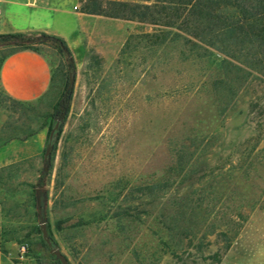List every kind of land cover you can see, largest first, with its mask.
Returning a JSON list of instances; mask_svg holds the SVG:
<instances>
[{
    "label": "rangeland",
    "instance_id": "obj_1",
    "mask_svg": "<svg viewBox=\"0 0 264 264\" xmlns=\"http://www.w3.org/2000/svg\"><path fill=\"white\" fill-rule=\"evenodd\" d=\"M85 17L69 54L38 45L59 76L76 71L73 98L42 180L48 142L2 153L0 246L55 264L43 217L71 264H264V73L212 46L199 58L176 27ZM58 97L19 104L0 88L2 149L48 132Z\"/></svg>",
    "mask_w": 264,
    "mask_h": 264
},
{
    "label": "trees",
    "instance_id": "obj_2",
    "mask_svg": "<svg viewBox=\"0 0 264 264\" xmlns=\"http://www.w3.org/2000/svg\"><path fill=\"white\" fill-rule=\"evenodd\" d=\"M83 1L82 11L86 13L150 22L169 28L176 27L183 33L196 38L195 41H193L192 38L182 36L185 38V42H192L194 45L205 49V52L199 55V58L201 59L207 55L208 47L212 46L222 49L230 56L235 57L246 65L256 68L264 73V0ZM46 44H57L62 52H65L64 48L69 50L66 40L56 35L47 33L28 34L23 32L0 34V45L10 48V51L1 57L0 68L2 62L8 55L20 50H31L44 55L38 45ZM62 45H64V48ZM69 60V66L73 68L74 62L71 58ZM50 65L53 71V84L51 90L43 97L53 92L58 93L59 97L55 111L50 116L51 123L47 132V142H49V134L56 123V116L59 115H61L62 118L59 132L60 134L62 133L64 126L63 118L69 113L74 92V86L68 90L70 84L68 74L60 73L61 76H59L53 65L51 63ZM8 98L14 103H30V101H18L9 95ZM43 128H41L40 131H42ZM40 131H36L30 136ZM28 137L29 136L25 137V139ZM52 144L54 156L58 141L54 140ZM44 176H46V173L41 175L40 180H42ZM169 183L170 181L166 180L164 185H161V182H158L157 184H152L150 187L146 188L163 189V187L168 186ZM41 205L43 207V204ZM36 229L39 233L41 232L40 226H36ZM49 231L54 244L58 246L50 229ZM43 244L47 248H50L44 238ZM0 250L8 253V251L1 246ZM50 256L55 264H62L54 255L51 254ZM215 258L216 262L221 261L219 253L215 255ZM37 260L39 264H43V258L40 255H37Z\"/></svg>",
    "mask_w": 264,
    "mask_h": 264
},
{
    "label": "crops",
    "instance_id": "obj_3",
    "mask_svg": "<svg viewBox=\"0 0 264 264\" xmlns=\"http://www.w3.org/2000/svg\"><path fill=\"white\" fill-rule=\"evenodd\" d=\"M3 22L0 34L47 33L70 39L86 20L79 9V0H0ZM72 21V23H71ZM1 88L13 99L32 102L52 88L53 71L47 58L35 51L20 50L8 55L0 68ZM47 142L42 130L15 144L0 145L10 163L39 156ZM0 264H17L14 257L0 250Z\"/></svg>",
    "mask_w": 264,
    "mask_h": 264
},
{
    "label": "water",
    "instance_id": "obj_4",
    "mask_svg": "<svg viewBox=\"0 0 264 264\" xmlns=\"http://www.w3.org/2000/svg\"><path fill=\"white\" fill-rule=\"evenodd\" d=\"M64 48V45H62ZM65 52L69 54V50L64 48ZM76 71L74 70L73 74L70 77V84L68 87V90L71 89L74 86L75 83V79H76ZM60 122H61V118H58L54 128L51 130L50 134H49V142L47 144L46 150H45V154H44V170L43 173L48 172V170L51 167V163H52V159H53V144L52 142L54 140H57L59 137V129H60ZM38 195H40V190H37ZM41 201L39 200V207H40V214L42 212V205H41ZM40 228L43 234V238L46 241V243L49 245L50 247V252L52 255H54L59 261H61L62 264H70L69 258L67 257V255L62 251V249L55 245L52 237L50 235V231H49V227H48V223L47 220L45 218L42 217V221L40 223Z\"/></svg>",
    "mask_w": 264,
    "mask_h": 264
},
{
    "label": "built area",
    "instance_id": "obj_5",
    "mask_svg": "<svg viewBox=\"0 0 264 264\" xmlns=\"http://www.w3.org/2000/svg\"><path fill=\"white\" fill-rule=\"evenodd\" d=\"M3 22V14H2V8H1V3H0V24ZM26 246L22 247V250L25 251Z\"/></svg>",
    "mask_w": 264,
    "mask_h": 264
}]
</instances>
